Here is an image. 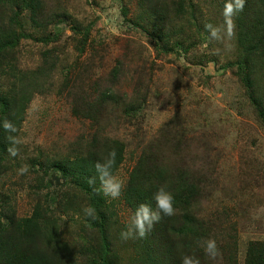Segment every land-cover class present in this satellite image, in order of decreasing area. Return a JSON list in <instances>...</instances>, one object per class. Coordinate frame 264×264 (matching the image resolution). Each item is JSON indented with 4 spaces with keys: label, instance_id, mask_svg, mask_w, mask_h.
Here are the masks:
<instances>
[{
    "label": "rangeland",
    "instance_id": "obj_1",
    "mask_svg": "<svg viewBox=\"0 0 264 264\" xmlns=\"http://www.w3.org/2000/svg\"><path fill=\"white\" fill-rule=\"evenodd\" d=\"M25 1L0 0V35L14 30L17 38L0 53V95L10 98L23 81L40 89L12 121L18 155H0V221L38 207L50 263L142 264L135 240L120 233L133 215L124 189L143 155L182 171L190 194L189 205L175 208L193 227L176 243L175 262L191 255L200 264H244L247 243L264 242V119L251 101L259 97L264 113V58H255L248 86L238 37L242 21L264 34V5L244 0L234 36L219 42L205 25L222 26L230 0H38L37 25ZM107 87L115 100L102 102ZM92 134L99 151L103 136L122 144L112 173L123 184L119 198L56 164ZM24 165L28 172L18 175ZM91 194L101 199L96 222L83 212L93 208ZM209 239L215 260L204 252Z\"/></svg>",
    "mask_w": 264,
    "mask_h": 264
},
{
    "label": "trees",
    "instance_id": "obj_2",
    "mask_svg": "<svg viewBox=\"0 0 264 264\" xmlns=\"http://www.w3.org/2000/svg\"><path fill=\"white\" fill-rule=\"evenodd\" d=\"M259 5L263 6L264 0H259ZM22 7L27 8L32 17L37 9L40 8V1L26 0ZM259 15L262 17L261 13ZM32 22L36 25L38 24L33 17ZM261 23L263 24L262 20ZM240 26L242 27V32L238 37V42L241 45H246L244 47V58L246 59L245 66L248 68V73L245 74V77L246 84L251 87L253 82L251 77L252 64L255 62V58H264V34H260L259 25L255 21L252 24L243 23L242 21ZM13 32L14 30H11L8 35H0V53L5 47L12 46L15 43L17 38L14 37ZM247 37H249L248 42L250 44H244ZM252 41L254 42L251 43ZM23 82L14 89V93L10 98L0 95V155L7 152L8 141L6 137L9 135L2 127L3 121L7 119L12 122L29 101L28 93L30 91L39 92L40 90L35 81ZM110 89V87H107L101 90L100 101L108 100L111 102L115 100L114 94ZM251 101L256 106L258 115L261 119H264L263 107L259 97L251 96ZM122 104L121 107L124 112L133 110L134 105ZM73 112L78 113L77 109H73ZM101 140L103 142L101 141L100 149L104 151L97 150L96 135L92 134L86 145H77L75 154L57 161L56 164L63 169L66 168V165H69V167L74 166L77 169L75 175L80 178L85 176L86 179H89L92 176L90 172L95 169L94 164L97 161L102 163L108 154L115 150V165L111 169L113 173L120 162L122 144L117 140H110V138L104 136ZM5 168L3 162H0V172H3ZM179 171L174 165L169 166V164L161 160L151 159L148 161L143 155H140L129 173L123 193L124 202L130 207L132 214L141 203H146L155 209L153 195L160 187H164L166 191L173 195L174 208H178L180 203L182 206L189 205L190 194H185L187 189L184 186V181L181 180L180 174L182 171ZM90 200L93 209L99 211L100 197L96 194H91ZM180 209L184 211L183 208ZM38 210V207H36L31 216L18 219H12L9 215L1 214L4 221H0V264H56V261L54 263L47 262L51 254L49 255L46 249L40 248L43 245L47 246V241L50 242L51 237L46 233V229L43 230L39 224L40 221L44 220L39 221L40 214ZM95 214L101 215L99 212ZM88 221L96 222V216L95 218L90 217ZM178 228L179 231H177ZM182 228H184L183 231ZM191 231H193V227L190 224L182 223L181 218H177L174 215L171 217L162 215L160 221L154 225L152 231L144 239L133 238L135 240L134 244L142 251L144 259L142 264H180V262H175L176 257L172 251L179 239L182 238L184 240V237H189ZM48 237L49 239L46 241L45 238ZM245 254L244 264H264V242L249 241Z\"/></svg>",
    "mask_w": 264,
    "mask_h": 264
},
{
    "label": "clouds",
    "instance_id": "obj_3",
    "mask_svg": "<svg viewBox=\"0 0 264 264\" xmlns=\"http://www.w3.org/2000/svg\"><path fill=\"white\" fill-rule=\"evenodd\" d=\"M244 8V0H230L226 3L224 8V24L222 26H214L212 24H206L205 29L209 32L211 40L224 42L230 40L235 32V24L232 17L242 11ZM227 47V45H226ZM5 132L9 133L6 140L8 141L7 152L12 157L18 155L19 148L17 147L22 143V140L13 135L18 131L16 126L9 120L5 119L2 124ZM116 152L112 150L107 158L103 162L97 161L94 164V168L97 172L95 178H90V183H95V180L100 181V189L104 196L111 197L112 199L119 198L123 188L122 182L112 174L111 169L115 165ZM28 172V166L24 165L18 169V175H23ZM155 202V209L146 203H141L137 206L135 212L130 217L125 230H122L120 236L122 239L127 240L130 238L144 239L153 229L154 225L158 223L161 216L171 217L176 214L174 208L173 195L166 191L164 187H160L153 195ZM85 216L95 218V209L86 207L83 209ZM205 255L210 259L215 260L219 255V249L217 248L215 240L209 239L204 245ZM180 264H200L199 258L191 255H185L181 258Z\"/></svg>",
    "mask_w": 264,
    "mask_h": 264
}]
</instances>
